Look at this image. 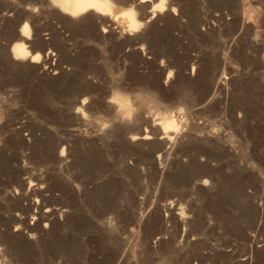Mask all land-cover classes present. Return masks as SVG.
Segmentation results:
<instances>
[{
  "label": "rangeland",
  "instance_id": "rangeland-1",
  "mask_svg": "<svg viewBox=\"0 0 264 264\" xmlns=\"http://www.w3.org/2000/svg\"><path fill=\"white\" fill-rule=\"evenodd\" d=\"M109 1L0 0V264H264V0Z\"/></svg>",
  "mask_w": 264,
  "mask_h": 264
},
{
  "label": "bare ground",
  "instance_id": "bare-ground-1",
  "mask_svg": "<svg viewBox=\"0 0 264 264\" xmlns=\"http://www.w3.org/2000/svg\"><path fill=\"white\" fill-rule=\"evenodd\" d=\"M112 1V0H111ZM116 1V0H115ZM49 2L53 5V6H56V7H58L59 8V10L65 15H68L69 17L71 16L72 18L74 17H78V15H80V14H82L83 15V13H85V12H88V11H93L94 13H96V14H98V15H100V16H106V15H109V14H111L112 13V5H111V3H110V1L109 0H49ZM117 2H118V0H117ZM117 2H114V3H117ZM138 2V1H137ZM141 3H143L144 1L143 0H141L140 1ZM244 3V2H243ZM159 6H158V8H159V11H161L162 9H163V5H164V2H163V0L158 4ZM55 8V7H54ZM122 9V8H121ZM126 10V9H125ZM164 10V9H163ZM162 10V11H163ZM117 11H118V8H117ZM137 11V10H136ZM60 12V13H61ZM117 13V12H116ZM115 13V14H116ZM118 14V13H117ZM65 15V16H66ZM63 16V15H62ZM122 16H123V18L125 17V19H126V29L128 30V31H130V32H135V31H137L138 29H139V25H138V23L136 22V20H135V14H134V12H132V11H126V12H124V13H122ZM154 15L152 14L151 15V19H152V17H153ZM70 17V18H71ZM96 17H99V16H97L96 15ZM76 19V18H75ZM121 19H122V17H121ZM252 19V18H251ZM250 20V19H249ZM256 20V19H255ZM248 21V19L246 20V22ZM250 21H252V20H250ZM249 21V22H250ZM257 21V20H256ZM123 22H125V21H123ZM149 22V21H148ZM25 23V22H24ZM27 23H25V24H23L21 27H20V30L18 31L19 32V34H20V36L21 37H23V38H29L28 37V34H30L29 33V30H28V27H27V25H26ZM124 24V23H123ZM244 25V24H243ZM143 26V25H142ZM141 28V27H140ZM124 30H125V28H124ZM127 31V32H128ZM258 31V30H257ZM20 39V38H19ZM22 40V39H21ZM25 40V39H24ZM32 45V44H31ZM26 47H27V44H24L23 42H17L16 41V43H13L11 46H10V54H11V57H12V59L15 61V62H19V61H23V60H26L31 54H29V50H27L26 49ZM28 59H30L29 61L31 62V63H34V65L35 64H38L39 62H40V59H41V55L40 54H34V55H32L31 57H29ZM16 65V64H15ZM24 66V65H23ZM121 107H122V105H120ZM119 114V113H118ZM136 114V113H135ZM122 116H121V118L122 117H125L126 116V113H124L123 112V114H121ZM137 115V114H136ZM134 116V115H133ZM135 117V116H134ZM134 117H133V119H134ZM120 118V119H121ZM132 118V117H131ZM130 118V119H131ZM138 119V118H137ZM121 120H124L123 118L121 119ZM132 120V119H131ZM160 120V119H159ZM124 121H126V120H124ZM123 121V122H124ZM128 121V120H127ZM126 121V122H127ZM130 121V120H129ZM134 121V120H133ZM126 122H124V123H126ZM135 122V121H134ZM174 122V121H173ZM128 123V122H127ZM126 123V124H127ZM131 123H133V122H131ZM143 123V122H142ZM154 123V122H153ZM152 123V124H153ZM155 123H157L156 121H155ZM160 123V122H159ZM175 123V122H174ZM133 125V124H132ZM160 125V124H159ZM158 125V126H159ZM163 125V124H162ZM177 125V124H176ZM176 125H173V123L172 122H170V121H168V120H165L164 121V129L165 130H167V131H172V135L174 134V129L176 128H174V126H176ZM121 126H122V124H121ZM124 126V125H123ZM130 126V125H129ZM178 126V125H177ZM162 126L160 125V128H161ZM174 128V129H173ZM163 129V128H162ZM163 129V130H164ZM176 129H178V127L176 128ZM180 131V130H179ZM178 131V132H179ZM157 132V131H156ZM176 132V131H175ZM183 132V131H182ZM146 133V132H145ZM177 133V132H176ZM180 133V132H179ZM162 134V133H161ZM160 134V135H161ZM165 134V135H164ZM164 134H162L163 135V137H161V138H166V140H168L169 142L170 141H172V140H174L175 139V137L174 136H172V135H169V133H164ZM182 134V133H181ZM186 134V133H185ZM179 135V134H178ZM182 136V135H181ZM189 136V135H188ZM149 135L147 136V134L146 135H144V136H142L141 137V139H142V141L143 140H147V139H149ZM180 137V136H179ZM184 137V136H183ZM186 137V136H185ZM151 138V137H150ZM137 138H134V139H131V141H135ZM140 139V140H141ZM162 140V139H161ZM180 140H182L181 138H180ZM148 141V140H147ZM163 141V140H162ZM169 142H165V145L167 146V143H169ZM164 144V143H163ZM171 144V143H170ZM172 146V145H171ZM162 147V146H161ZM62 151H63V149H62ZM62 154V153H61Z\"/></svg>",
  "mask_w": 264,
  "mask_h": 264
}]
</instances>
